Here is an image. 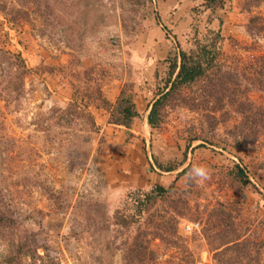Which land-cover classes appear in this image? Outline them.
<instances>
[{
    "label": "rangeland",
    "instance_id": "374dc122",
    "mask_svg": "<svg viewBox=\"0 0 264 264\" xmlns=\"http://www.w3.org/2000/svg\"><path fill=\"white\" fill-rule=\"evenodd\" d=\"M68 1L65 22L52 29L32 13L15 24L0 13V48L18 54L26 69L18 101L6 105L0 97V195L18 223L0 239V264L25 231L36 235L40 247L15 264H124L134 232L121 234L114 213L131 211L129 192L138 191L141 198L156 184L174 188L168 199L143 208L142 229L154 231L148 217L163 223L160 215L186 214L176 216L174 243L151 240L157 255L145 264H264V246L249 252L245 247V255L214 249L204 232L210 211L211 233L225 224L215 215L223 206L246 242H264V141L226 148L197 147L200 142L194 141L186 147L182 126L193 114L183 110L158 129L146 123L175 40L190 49L221 20L224 64L232 53L246 60L264 54V31L254 39L246 30L249 16L264 17V0L250 10L246 0H224L214 10L206 8V0H79L75 8V0ZM9 68L5 63L0 74ZM123 84L130 85L141 114L131 128L108 123L107 111L92 105L97 132L89 133L81 116L65 114L73 85L99 90L113 103ZM237 120L233 116L226 126ZM223 129L217 133L222 137ZM234 163L250 180L244 201L226 176ZM194 165L211 169L210 179L188 180ZM168 166L178 168L164 171ZM185 167L186 174L175 178ZM191 221L200 223L199 231L186 233L182 226Z\"/></svg>",
    "mask_w": 264,
    "mask_h": 264
},
{
    "label": "trees",
    "instance_id": "16d2710c",
    "mask_svg": "<svg viewBox=\"0 0 264 264\" xmlns=\"http://www.w3.org/2000/svg\"><path fill=\"white\" fill-rule=\"evenodd\" d=\"M246 10L259 5L261 0H246ZM68 0H0V13L9 22L19 23L32 13L40 22L50 29L60 26L65 22ZM73 8L79 0L73 1ZM206 8L214 10L221 8L224 0H206ZM75 11V10H74ZM73 11H69L71 14ZM219 28L214 30L206 28L203 41L197 40L194 47L183 49L175 40L167 53V71L162 79V85L158 87L152 101L148 105L146 123L151 129H158L167 122L171 114L180 110L193 114L187 125H183V136L186 147H190L194 141H199L196 146H228L247 147L256 141H264V54L252 56L250 60L232 53L231 61L224 64L223 56L224 37ZM247 32L256 39L261 31H264V17L251 15L246 22ZM244 49L254 48L252 45H243ZM9 62L10 68L0 74V97L7 103L17 102L22 95L23 79L26 69L18 54H13L4 48H0V71L5 63ZM71 102L67 104L65 114L67 116H81L87 124L89 133L97 132L93 113L90 106L102 108L108 113V123L131 128L138 119L139 113L133 98L129 84H123L112 103L106 99L99 90L88 92L75 87ZM251 93H257V98ZM237 116V121L227 122ZM70 119L67 124L70 125ZM224 127V136L218 135V128ZM194 148V147H193ZM88 153V152H86ZM84 156V155H83ZM87 157V154L84 158ZM178 166H168L164 171H171ZM188 167L181 169L175 178L186 174ZM231 180L238 196L245 200V189L250 184L249 177L240 163H234L226 172ZM173 185L167 188L156 184L151 190L142 192L141 198L138 191L129 192L127 197L132 200L133 207L126 214L116 211L114 213L115 224L122 228L121 234L134 232L123 253L124 264H145L154 260L157 253L150 247L151 240L158 238L174 243L177 238V225L182 213L177 211L168 217L160 215L163 223H155L152 217L148 222L154 226V231H147L141 227V217L145 212L143 208L153 205L156 200L169 198V192ZM180 193H184L180 191ZM0 195V239L9 232L12 233L18 226L9 208ZM182 198V197H181ZM179 199V198H178ZM182 201H186L185 198ZM186 205V204H185ZM187 206V205H186ZM216 210V218L225 224L219 227L216 233H211L213 225L210 224V211L207 213L208 225L204 229L210 242L214 241V249L224 246L223 250H233L243 253L242 249L255 247L259 251L264 242H246L243 233L233 228L228 212L223 209ZM175 209V207H174ZM197 215H199L197 213ZM171 226H168V222ZM220 225V224H219ZM25 235V236H24ZM22 237L12 243V254L7 257L6 264H15L21 257H32L40 247L36 235L25 231ZM222 251V250H221Z\"/></svg>",
    "mask_w": 264,
    "mask_h": 264
},
{
    "label": "clouds",
    "instance_id": "9594fccd",
    "mask_svg": "<svg viewBox=\"0 0 264 264\" xmlns=\"http://www.w3.org/2000/svg\"><path fill=\"white\" fill-rule=\"evenodd\" d=\"M211 169L205 165H194L188 172L187 178L197 184H202L211 177Z\"/></svg>",
    "mask_w": 264,
    "mask_h": 264
},
{
    "label": "built area",
    "instance_id": "2783aa9c",
    "mask_svg": "<svg viewBox=\"0 0 264 264\" xmlns=\"http://www.w3.org/2000/svg\"><path fill=\"white\" fill-rule=\"evenodd\" d=\"M183 230L186 233H191V232H195V231H199L200 228V223L198 221H191L188 223H185L182 226ZM199 264H209L208 262H200Z\"/></svg>",
    "mask_w": 264,
    "mask_h": 264
}]
</instances>
